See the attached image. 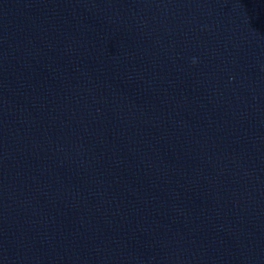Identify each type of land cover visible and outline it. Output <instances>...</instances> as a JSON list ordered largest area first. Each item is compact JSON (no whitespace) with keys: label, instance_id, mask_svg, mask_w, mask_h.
Wrapping results in <instances>:
<instances>
[{"label":"water","instance_id":"1","mask_svg":"<svg viewBox=\"0 0 264 264\" xmlns=\"http://www.w3.org/2000/svg\"><path fill=\"white\" fill-rule=\"evenodd\" d=\"M0 264H264V0H0Z\"/></svg>","mask_w":264,"mask_h":264}]
</instances>
